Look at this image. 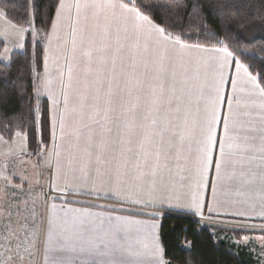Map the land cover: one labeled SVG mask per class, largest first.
Masks as SVG:
<instances>
[{
    "label": "crops",
    "instance_id": "crops-1",
    "mask_svg": "<svg viewBox=\"0 0 264 264\" xmlns=\"http://www.w3.org/2000/svg\"><path fill=\"white\" fill-rule=\"evenodd\" d=\"M94 2L133 6L60 0L45 39L40 86L57 90L43 96L51 147L60 139L40 264H92L79 250L89 239L138 253H126L127 264H166L160 219L171 212L264 223V94L255 75L224 47L165 40L124 9L85 7ZM4 15V47L9 39L13 53L25 51L24 29ZM213 110L217 144L206 168Z\"/></svg>",
    "mask_w": 264,
    "mask_h": 264
},
{
    "label": "trees",
    "instance_id": "trees-1",
    "mask_svg": "<svg viewBox=\"0 0 264 264\" xmlns=\"http://www.w3.org/2000/svg\"><path fill=\"white\" fill-rule=\"evenodd\" d=\"M59 2L0 0L5 16L28 28L25 51L13 53L9 62L0 59V134L9 139L25 133L31 147L39 133L46 144L50 141L47 104L35 93V79ZM134 5L175 39L228 49L264 88V0H134ZM30 25L37 34L34 46ZM3 47L0 39V53ZM207 223L175 212L161 217L166 264H263L247 244L234 242L244 231Z\"/></svg>",
    "mask_w": 264,
    "mask_h": 264
},
{
    "label": "rangeland",
    "instance_id": "rangeland-1",
    "mask_svg": "<svg viewBox=\"0 0 264 264\" xmlns=\"http://www.w3.org/2000/svg\"><path fill=\"white\" fill-rule=\"evenodd\" d=\"M0 10L3 11L1 8ZM22 29L27 39L28 28ZM29 30L34 46L37 34L32 25L29 26ZM46 37L47 35L44 36V42ZM7 41L8 45L0 53L3 62H9L13 53L12 42L9 39ZM35 80V93L40 99H44L46 91L51 92L53 97L57 95V90L41 88L40 74ZM118 94L119 90H115L114 96ZM97 123L101 124L95 122L92 127L97 131L103 130L102 125H96ZM107 130L111 132L113 129ZM116 130L120 132L119 127H116ZM39 136L38 143L35 142L36 146L31 147L25 133L17 131L9 139L0 134V264H40L43 255L48 219L46 211L49 209L50 200L55 198L54 165L51 157L60 136L54 138L52 147L50 141L46 144L40 133ZM50 138L49 135L47 140ZM196 219L203 223H207L208 220H221L212 217ZM219 222L221 223L211 224L244 231L245 233L234 242L247 244L264 264V223L226 220ZM207 224L210 225V221Z\"/></svg>",
    "mask_w": 264,
    "mask_h": 264
},
{
    "label": "snow or ice",
    "instance_id": "snow-or-ice-1",
    "mask_svg": "<svg viewBox=\"0 0 264 264\" xmlns=\"http://www.w3.org/2000/svg\"><path fill=\"white\" fill-rule=\"evenodd\" d=\"M129 3H133V6L129 7L128 4H124V3L118 4V5H115V4L104 5V4H96L94 2L91 5L86 3L85 7H89V6L101 7V8L105 6L119 7L121 9H124L130 14L131 20L134 22V24L137 27L143 28L145 25H147V28L150 34L154 33L157 37H163L165 40L171 39L170 36H165V29L163 27H158L154 25L152 21L150 20L149 16L142 13L140 8L134 5V0H129ZM221 51L228 52L226 48L221 49ZM228 55L231 56L232 53L228 52ZM240 67H244L245 71L247 72L246 65H240ZM249 76H251L250 73H249ZM251 79L255 83L257 80V77L251 76ZM258 86L259 85L257 84V87ZM233 88L235 89L234 82H233ZM260 92L261 94H264V88H261ZM229 107H231V105H229ZM145 118L147 119V117ZM150 123L152 125H156L157 120L153 118L151 119ZM218 123H219V119L216 116L215 110H213L211 113V117H210V126L208 128L204 147H203L204 165L206 168L209 164H211V154L217 144L214 125ZM141 127H144V126L142 125ZM223 128H224L225 135H227L229 132V124H228L227 119H225L224 121ZM228 147L231 148L233 147V145L230 143ZM219 151H220L221 156H223L224 155L223 142H221L220 144ZM216 167H217V171H219V167H220L219 163H217ZM193 206L196 207L197 210L200 209L199 203H195ZM53 207H55V205H53ZM84 231H90V229H84ZM111 243H112V247H109L108 243H106L104 240L94 241V240L89 239L83 242L79 250L81 252H86L90 256L93 257L92 264H127V262L124 259H122V257H124L126 253L129 255H138V253L130 252V250L125 248L122 244H120L119 241L113 240ZM157 251H159V249H157ZM96 257H102V258L108 257L109 259L96 260L95 259ZM161 264H163V261H161Z\"/></svg>",
    "mask_w": 264,
    "mask_h": 264
},
{
    "label": "built area",
    "instance_id": "built-area-1",
    "mask_svg": "<svg viewBox=\"0 0 264 264\" xmlns=\"http://www.w3.org/2000/svg\"><path fill=\"white\" fill-rule=\"evenodd\" d=\"M206 221H207V220H206ZM208 221H210V223H221V222H219V221H223V220H219V221H218V220H208ZM208 221H207V222H208ZM245 225H246V224H245Z\"/></svg>",
    "mask_w": 264,
    "mask_h": 264
}]
</instances>
